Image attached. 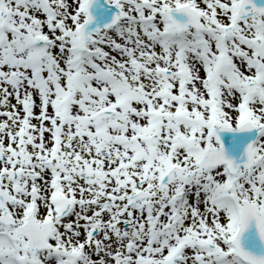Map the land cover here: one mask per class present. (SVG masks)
<instances>
[{
    "label": "snow or ice",
    "instance_id": "obj_1",
    "mask_svg": "<svg viewBox=\"0 0 264 264\" xmlns=\"http://www.w3.org/2000/svg\"><path fill=\"white\" fill-rule=\"evenodd\" d=\"M0 264H264V0H0Z\"/></svg>",
    "mask_w": 264,
    "mask_h": 264
}]
</instances>
